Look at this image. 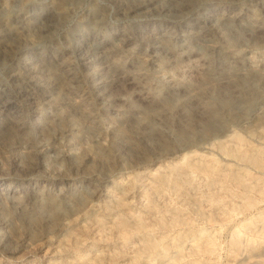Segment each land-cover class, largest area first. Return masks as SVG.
I'll use <instances>...</instances> for the list:
<instances>
[{
    "label": "rangeland",
    "instance_id": "obj_1",
    "mask_svg": "<svg viewBox=\"0 0 264 264\" xmlns=\"http://www.w3.org/2000/svg\"><path fill=\"white\" fill-rule=\"evenodd\" d=\"M257 263L264 0H0V264Z\"/></svg>",
    "mask_w": 264,
    "mask_h": 264
},
{
    "label": "bare ground",
    "instance_id": "obj_2",
    "mask_svg": "<svg viewBox=\"0 0 264 264\" xmlns=\"http://www.w3.org/2000/svg\"><path fill=\"white\" fill-rule=\"evenodd\" d=\"M257 261V260H256ZM260 262V261H259ZM258 264V263H257Z\"/></svg>",
    "mask_w": 264,
    "mask_h": 264
}]
</instances>
